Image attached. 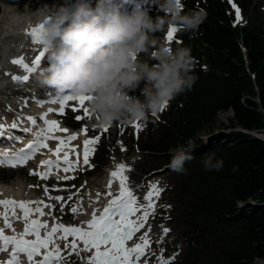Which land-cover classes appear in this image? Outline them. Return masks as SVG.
Listing matches in <instances>:
<instances>
[{"label": "trees", "instance_id": "16d2710c", "mask_svg": "<svg viewBox=\"0 0 264 264\" xmlns=\"http://www.w3.org/2000/svg\"><path fill=\"white\" fill-rule=\"evenodd\" d=\"M186 1L188 10L198 5L206 12L198 31L183 38L198 80L176 97L171 125H162L158 139L141 149L169 164L170 149L195 141L180 183L192 198L191 235L202 232V251L194 250V264H264V141L233 130L208 142L200 137L213 133L219 112L233 113L220 126L264 132V20L249 4L253 0H234L248 20L245 27L223 0ZM208 157L223 160L222 170L205 171Z\"/></svg>", "mask_w": 264, "mask_h": 264}, {"label": "clouds", "instance_id": "9594fccd", "mask_svg": "<svg viewBox=\"0 0 264 264\" xmlns=\"http://www.w3.org/2000/svg\"><path fill=\"white\" fill-rule=\"evenodd\" d=\"M154 6L164 15L153 17L141 7L124 12L108 0H96L95 7L90 0L54 5L52 13L39 20L48 52L47 66L38 77L41 86L90 97L87 108L97 127L157 116L190 91L198 76L191 49L159 44L153 50L155 33L178 26L194 35L206 13L182 11V0H154ZM137 89L140 95H130ZM249 134L264 140V133ZM191 151L183 145L170 149L167 167L186 174L184 164L193 159ZM203 165L205 171H219L223 160L208 157Z\"/></svg>", "mask_w": 264, "mask_h": 264}, {"label": "rangeland", "instance_id": "374dc122", "mask_svg": "<svg viewBox=\"0 0 264 264\" xmlns=\"http://www.w3.org/2000/svg\"><path fill=\"white\" fill-rule=\"evenodd\" d=\"M11 1L14 4L9 10L15 12L12 15H19L20 13L26 16V20H28L29 23H33L39 22L42 15L50 11L56 2L61 3L63 0H0V12L5 15L7 21H11L12 15L6 10L4 5H8ZM253 1L254 2L249 1V4L252 3L253 6L259 10L260 13L258 12L257 15H261L264 20V0ZM183 9H186L185 0H182V11ZM147 11L153 14V16L164 14L163 12H159L154 6V0H151V3L148 4ZM240 14L242 17L241 22L245 25L247 21L246 16L242 11ZM11 22L14 23L13 21ZM20 26H18L21 31L19 38L26 42V40H24L26 37V24L23 26L20 24ZM171 27H176L178 30L177 33L174 34L173 43L171 45V48L175 49L177 46L181 47V38L184 36V33L178 26ZM168 29L165 32L155 33V35H159V37L154 36L157 44L153 46V50H155L156 46L162 44ZM177 40L179 42H176ZM12 45L17 47L20 45V42L13 39ZM2 52L3 47L0 46V61L4 59L2 58ZM149 63H152V60H149ZM141 86H143V83ZM173 100L164 109L166 110L164 112L166 115L160 116L161 114H158L162 123L155 121L153 117H150L148 121H133L131 123L118 121L109 125L108 130L105 132L103 127L97 128L91 113L90 117L85 115L82 116L85 120L83 122L79 120L80 125L77 129L87 128V134L84 136L86 139H94L99 135L100 140L93 145L95 147L94 160L91 166L93 170L81 175L76 180V191L78 194L75 201L76 203L74 202L73 207H77L78 211L75 214L70 210L72 205L70 204L68 206L69 203H67V201L57 202L56 199H54L57 196H48L51 191L48 190L47 194L45 193L43 182L34 177L33 173H36L34 169L29 168L28 170L20 172L0 171V184L14 188L20 187L24 195H36L35 199L24 201L42 200L45 204L53 205L51 209L45 208L46 215L44 218L49 226L54 222H58L63 223L65 226H81L86 228V222L91 219L93 210L103 209L108 203L110 197L106 198L105 193L108 191V182L111 178L110 174L115 170L116 165L123 163L131 169V171L124 173L127 176V187L130 190L135 189L134 192H136V197L139 202L144 203L143 198L147 194L151 184H158L159 188L164 189V192L162 194L160 193L159 199L153 197L155 202V211L153 213L157 215L152 221H146L144 228L134 235L135 239L133 244L129 242V247H132L134 244L141 242L140 237L144 235V233L148 235L150 245L145 249V255L139 261V264H160L157 257L161 256V254L164 260L171 261V264H181L183 260L184 264H187L194 258V250L198 249L202 251V232L197 231V233L191 235L193 216H191L190 202L192 198L182 191L180 185L186 178L184 175H187V173L173 172L164 165L166 164L165 158H157L158 156L149 155L139 149H144V147H141V144L148 141L149 132L147 133V125L150 121L153 124L157 123V127L154 130H150L152 140L158 139L159 128L162 125H171V113L169 111ZM14 101L15 100L9 96L6 91H0V124L7 123L8 125L6 126L10 127L11 124H9L7 120L14 122L17 117H20V114H24L22 111L18 112L15 110V106L13 105ZM28 102H32V100H28ZM76 116L77 115L73 113H68L66 118L59 120V126L61 128L67 127L66 129L70 131L72 127L68 124L70 122H78L75 118ZM227 117V112L222 113L221 117L218 118L213 133L209 136L204 133L201 134L205 142L206 140L210 141L217 138V133L220 132V130H222V132L230 130L225 126L227 125ZM230 117H232V114H230ZM221 122L225 123V125L220 126ZM134 124H139L140 126L141 131L138 132L139 136L136 134L137 129L133 126ZM215 134L217 136H215ZM82 144L84 143L80 140L75 145ZM101 152L105 153V160L102 163H97L96 155ZM115 181L119 183L118 180H114L111 184L113 195H116L114 192V186L116 185ZM57 185H59L58 182L49 184L50 187H56ZM98 193L100 194L99 199H97ZM47 198L52 200H47ZM2 199L3 197L0 196V201H2ZM33 207H35V205H33ZM62 207L63 211H61ZM2 210L4 211V208L0 207V211ZM48 213L51 214L49 215ZM97 214L99 215V213ZM53 218H55V220ZM164 228L169 229L166 235L163 233ZM71 239L72 238L69 237V242ZM58 243L63 249L65 242L61 240L58 241ZM80 247H83L82 243H80ZM68 251H70V249ZM189 253H191L192 256L188 260ZM64 254L67 255V252ZM173 254H175L174 259H172ZM88 255H90V253L86 252H81L79 257L73 254L68 257L66 264H82L81 257H87ZM6 259H8L6 253L0 255V261H6ZM193 261L194 259L190 264H194ZM201 264L204 263L201 261Z\"/></svg>", "mask_w": 264, "mask_h": 264}, {"label": "snow or ice", "instance_id": "6c2138e0", "mask_svg": "<svg viewBox=\"0 0 264 264\" xmlns=\"http://www.w3.org/2000/svg\"><path fill=\"white\" fill-rule=\"evenodd\" d=\"M148 3V0H145ZM139 7V5H137ZM235 8L236 22L242 20L240 9L233 4ZM176 27H169L167 31V40L171 43L174 39V34L177 33ZM28 35L31 36L33 43L43 42V26L39 25L32 28ZM176 42H179L178 40ZM47 48L41 51L35 57V60L30 66L26 63L23 57L13 59L11 61L14 65H19L28 73H34L41 65L42 58L45 56ZM28 82L30 75L12 76V80ZM90 97L79 96L74 97L70 94H64L58 99L51 101L39 100L37 103L43 106L44 103H59V113H65V106L69 101H78L80 107L83 109L84 115L90 117V112L87 107H84L86 101ZM28 100H25L27 105ZM164 109H162L163 111ZM73 111L77 109L73 108ZM53 112L49 108L47 113H44L39 120L43 122V127L38 124V119L34 117H17L10 126V129H20L24 119L29 121L30 126L23 128L25 133L32 132L36 129L34 139L25 147L12 153L10 156L5 153L3 158H0V164H7L11 167L23 166L31 160L42 149L48 150L56 159H48L42 161V165L46 166L48 171L44 173H33L39 175L42 179H47L51 175L53 168L60 169L61 163L65 166L64 172L73 170L78 165V160L73 161L69 158V152L65 149L69 148V144L77 139L76 135L60 137L56 135L57 132L67 133L68 129L61 128L56 120H48L47 116ZM76 120L83 119L82 116L77 115ZM137 132L140 130L139 124L133 125ZM5 125L0 124V137H3L6 131H10ZM103 130L106 132L108 126H104ZM85 128L84 132L87 133ZM9 139L18 140V137L9 136ZM100 140L97 135L94 139H86L83 148V164L91 166L89 162L90 154L94 153L95 148L90 145H95ZM49 141H58L54 151L49 148ZM123 150V149H122ZM74 151V149H73ZM63 152V156L61 153ZM131 171L129 167L121 163L115 166V170L111 172L110 180L108 182V191L105 193L108 203L103 209H94L91 219L86 222L87 227L81 226H65L63 223L54 222L51 226L47 221L41 218L46 215L44 208H53V205L45 204L40 201H15L13 199H6L0 201V207L4 208L0 212V219L4 222V227H0V254L7 252L9 254L6 261H0V264H66L68 257L75 254L80 256L81 252L90 253L87 257H81L82 264H139L141 257L145 255V249L149 247L150 241L147 233L140 237V243L134 244L132 247L127 246V242L131 241L134 235L142 228H144L148 217L155 211V202L153 197L159 199L160 193L163 189L158 187V184H151L147 194L144 196V203L138 201L137 197L127 187V176L125 172ZM64 179H71L72 177H63ZM114 180L119 181V192L113 195L111 191V184ZM48 188L45 187L47 194ZM100 194H97L99 199ZM54 199L57 201L62 198L57 196ZM35 205V207H33ZM17 210L22 213V216L17 214ZM63 211V207L61 208ZM72 213H77V207L71 208ZM99 213V215H97ZM49 215L51 213H48ZM35 217V218H33ZM23 219L24 229L17 233L13 228V223L17 220ZM55 220V218H53ZM6 230H11L12 235H6ZM169 229L164 228L163 233L166 235ZM43 232V234H42ZM31 237V238H30ZM69 237L71 241L69 242ZM64 241L63 249L58 241ZM79 242V243H78ZM82 243L83 247H80ZM70 249V251H68ZM67 252V255L64 253ZM21 257H24L22 260ZM173 254L172 259H174ZM160 264H171V261H165L163 255L157 257Z\"/></svg>", "mask_w": 264, "mask_h": 264}, {"label": "bare ground", "instance_id": "6f19581e", "mask_svg": "<svg viewBox=\"0 0 264 264\" xmlns=\"http://www.w3.org/2000/svg\"><path fill=\"white\" fill-rule=\"evenodd\" d=\"M143 3H145V0H142ZM9 13L10 15H12L13 13H15L13 10H9ZM11 21H13L15 24H20L23 26V25H27L28 23V20H26V16L22 15L19 13V15H12V19ZM21 27V26H20ZM14 39V35H12V37H10L8 40H3V38H0V43L2 44L1 47H3V52H2V55L5 53L6 51V54H4V58L7 56V54L9 53L10 51V48H8L12 42V40ZM173 42H169L167 40V38L162 42V44H166L168 46L171 47ZM28 51V50H27ZM31 53L28 52V55H30ZM22 55V52L20 50H16L14 56L16 58H18L19 56ZM4 66L6 67V63L4 64ZM35 101V100H34ZM222 114H220L221 116ZM9 124H12V121L11 120H7ZM79 135V134H77ZM19 140V139H18ZM75 149V147H74ZM43 150V149H42ZM82 151H83V148H82ZM116 182V185L114 186L115 188V194H118L119 192V183L117 181ZM0 196L3 197L4 200L6 199H13L15 201H24V200H31V199H35L36 198V195H32V194H27V195H24L22 193V190L20 187H17V188H14V187H11V186H7V185H4V184H0ZM44 212H45V208H44ZM22 216V213L21 215ZM35 218V217H33ZM43 221H46L44 217L41 218ZM24 221L23 219H21V223L19 224H16V223H13V228L16 230L17 229V233H20L23 231L24 229ZM13 233V232H12ZM43 234V232H42ZM31 238V237H30ZM134 237L131 241H129L130 243L133 244V241H134ZM24 259V257H22V260ZM142 259V257H141Z\"/></svg>", "mask_w": 264, "mask_h": 264}, {"label": "water", "instance_id": "95a60500", "mask_svg": "<svg viewBox=\"0 0 264 264\" xmlns=\"http://www.w3.org/2000/svg\"><path fill=\"white\" fill-rule=\"evenodd\" d=\"M246 133H249V132H246Z\"/></svg>", "mask_w": 264, "mask_h": 264}]
</instances>
